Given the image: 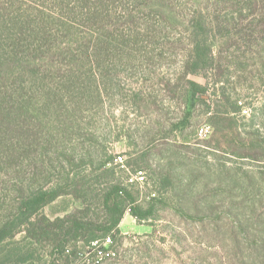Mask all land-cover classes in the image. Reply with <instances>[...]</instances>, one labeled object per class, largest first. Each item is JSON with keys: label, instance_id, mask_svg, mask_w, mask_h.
<instances>
[{"label": "trees", "instance_id": "16d2710c", "mask_svg": "<svg viewBox=\"0 0 264 264\" xmlns=\"http://www.w3.org/2000/svg\"><path fill=\"white\" fill-rule=\"evenodd\" d=\"M130 1L0 0V264L77 261L83 241L87 245L119 234L127 210L140 223L165 204L157 197H150L146 206L137 203L131 189L139 183L127 182L129 177L123 182L108 178L114 177L107 167L112 159L99 163L96 178L70 176L59 157L75 167L90 161L63 150L50 132L52 124H47L51 113L60 121L62 97L55 86L62 78L68 84L82 79L84 73L73 70L72 64L89 59L91 53L106 58L112 50L124 53L119 47L128 46L124 33L137 24L132 13H126ZM143 1L139 4L172 10V0ZM117 8L123 11L117 14ZM205 10L189 21L180 95L185 109L170 130L182 132L203 105L218 149L233 153L239 147L245 153L242 158L263 160L264 133L254 125L258 122L264 130V118L258 116L259 122L252 114L248 119L253 129L240 131L236 116L243 107L234 93L241 81L264 84L263 76L254 74L257 65L264 70V0H214ZM207 74L213 77L205 87L186 80L188 75L209 79ZM209 88L213 98L205 102ZM79 89L83 93L87 88ZM38 98L41 104L34 102ZM57 164L62 174L53 178ZM137 171L142 170L134 174ZM160 179L162 190L173 183L166 176ZM8 184L15 192L11 197L3 193ZM62 196H70L79 207L50 220L43 209ZM19 233L25 234L26 245L15 241Z\"/></svg>", "mask_w": 264, "mask_h": 264}, {"label": "rangeland", "instance_id": "374dc122", "mask_svg": "<svg viewBox=\"0 0 264 264\" xmlns=\"http://www.w3.org/2000/svg\"><path fill=\"white\" fill-rule=\"evenodd\" d=\"M213 1L172 0V10L130 1L126 13H132L137 24L124 33L128 46L119 45L124 53L112 50L108 59L91 53L89 59L72 64L87 82L79 79L73 85L62 78L63 83L55 86L62 109L60 121L50 114V132L63 150L90 161L75 167L59 157L70 176L96 178L99 163L112 159L107 167L114 177L108 178L123 182L134 177L133 170H142L144 183L131 189L137 203L146 206L150 197L165 202L148 221L138 223L126 212L119 234L110 236L116 256L101 264H264V159L242 158L245 153L239 147L233 153L218 149L203 105L182 132L170 130L185 109L180 95L190 46L189 21ZM121 11L117 8L116 13ZM254 74L264 79L259 65ZM205 76L188 75L186 80L205 87L213 77ZM252 80L241 81L234 93L243 107L236 116L242 132L253 129L248 119L252 114L259 122L264 118V84ZM80 87L87 89L81 93ZM211 91L203 97L205 102L213 98ZM254 127L264 133L258 122ZM56 166L53 178H60ZM164 176L173 180L166 190L160 188ZM8 185L2 192L11 197L15 192ZM78 207L70 196H62L43 214L54 220ZM24 236L15 237L22 241L20 246L26 245ZM68 264L81 262L70 259Z\"/></svg>", "mask_w": 264, "mask_h": 264}, {"label": "built area", "instance_id": "2783aa9c", "mask_svg": "<svg viewBox=\"0 0 264 264\" xmlns=\"http://www.w3.org/2000/svg\"><path fill=\"white\" fill-rule=\"evenodd\" d=\"M202 130L200 131L201 134ZM121 161V158H119ZM129 183H144L145 176L142 171H137L133 178H130ZM129 212V210H127ZM113 240L110 236L93 241L87 245L78 247L77 258L81 264H101L103 261L113 259L116 256V252L113 248Z\"/></svg>", "mask_w": 264, "mask_h": 264}, {"label": "crops", "instance_id": "0c3cea01", "mask_svg": "<svg viewBox=\"0 0 264 264\" xmlns=\"http://www.w3.org/2000/svg\"><path fill=\"white\" fill-rule=\"evenodd\" d=\"M125 219V218H124Z\"/></svg>", "mask_w": 264, "mask_h": 264}]
</instances>
